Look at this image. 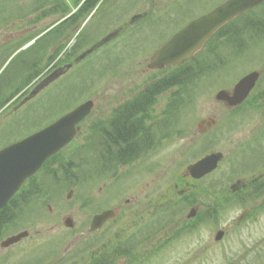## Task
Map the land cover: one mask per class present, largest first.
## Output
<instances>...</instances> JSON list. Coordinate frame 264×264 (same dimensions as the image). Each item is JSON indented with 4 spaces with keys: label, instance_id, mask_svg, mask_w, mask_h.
Here are the masks:
<instances>
[{
    "label": "rangeland",
    "instance_id": "374dc122",
    "mask_svg": "<svg viewBox=\"0 0 264 264\" xmlns=\"http://www.w3.org/2000/svg\"><path fill=\"white\" fill-rule=\"evenodd\" d=\"M84 1L85 0H82L77 7H73L70 15L77 12ZM135 1L136 0H108L112 6H109V3H105L103 7L101 9L98 8L93 15V11H91L84 21L76 26L70 40L68 42L62 41L63 44L65 43L63 48H60V46L58 48L56 45V48L52 47L50 50L52 54H55V51L57 53L60 51L59 55L56 57L57 60H59L66 56L67 50L72 51L75 49L77 52L76 55H80L89 48H95L93 52L88 54L82 61H75L73 68L68 72L67 76L65 75L63 76L64 78L58 79L50 86L44 87L40 93V97L32 102L34 105V102L38 99L41 98L42 100L45 97L47 98L49 93L50 96L53 97V99H48L49 105L53 106L56 103L57 106L62 105L63 109L68 107L69 103H74V101L78 104L88 99L93 100L95 107L83 122L81 126V135L77 142H81L84 136L93 137V132H96L98 129L100 130L103 125L101 119L109 116L110 111L120 106L121 103L129 99L132 100L137 94L145 90L147 85L154 78H160L158 77L159 73L156 74V71L148 70L146 64L148 61V54L153 52L154 43L159 41L161 34L159 32L157 34H150V31L148 32V29H144L145 27L142 25L136 28L134 25L131 26L129 21L136 13L150 11L155 15V20L167 17L169 21H174L170 22V27H167L164 31L165 36L170 35L175 30L174 26L177 22L175 20H178L179 16H176V11H173V7H171L169 2L177 0H155L153 9L152 0H141L142 2ZM186 2L188 4L187 11H189L193 7H191L190 2ZM202 2L203 0L194 3L195 8L192 11H199L200 7L204 5ZM185 7L179 10L183 12L185 11ZM109 8L116 9V13L109 11ZM39 12L41 13V11ZM171 15L173 17H170ZM90 16V20H87ZM181 16H184V14ZM28 19H26V21H28ZM53 20L54 18H50L38 22L36 28L41 29L47 25L54 28L57 25L52 26V24H50ZM18 21L19 22L16 24H12L5 30H2V33H0L2 39L0 41L4 38H13L21 33L26 35V31H29L31 28H26L29 25L26 22L22 23L21 21L23 20ZM58 21H60V19H58ZM239 28L241 27L227 28L226 30H236ZM116 31L118 34L115 37L111 38L106 43L103 42L105 37ZM229 35H232V33L228 32L226 38H228ZM224 39L225 38L222 40ZM213 44L219 46L218 41L213 42ZM224 49L225 46L221 48V51ZM230 52L232 54L235 53L233 45L230 47ZM20 58V53H16L9 59L0 60V88L6 84V82L9 84L8 79L20 62ZM73 58L74 56L70 60ZM224 69H222L223 72ZM225 71L227 72L226 74L232 72L225 80L224 75H221L219 77L220 79H214L216 77L215 75L218 74V70L210 74V76L205 75L198 79V82L202 83V90L198 92L193 105L191 104L186 110L183 109L180 111V122L176 123L172 128L176 134L179 133V130H186L187 135L166 137L167 144L162 147L161 150H156V154L150 156V159L146 161L147 167H144L143 170L139 168L138 172L127 175L128 169H123L121 172L125 171L124 177L127 178H124L123 181L116 185L111 180L112 176L117 174L116 170L106 171L101 177L98 176L96 179L92 180L91 184L87 185L86 183L82 187L74 189L71 199L68 200L66 198L67 194L64 193V199L61 201L57 200L56 203H53L52 210L46 205L48 199L44 197L42 199L36 198V201L30 204V207L27 209L30 220L26 222L40 223L38 226L41 233L38 237H41L39 239L41 243L30 248L25 253L26 257L20 259L36 256L45 251L54 250L55 253H57L62 247V251L58 254H49L48 257L43 256L41 264H54V262L62 261L64 258H67L69 253H65L66 248L80 249L79 246L84 245L85 242L98 239L100 235L96 236V234L89 233V225L94 210H100L101 205L103 207L109 206V204L112 207L120 204L123 206L125 198H128L130 201L132 200V202L136 201V203L130 206L132 208L131 211L126 213L125 216H127V218L123 219L124 228L129 229L132 228V226H128V224L131 222H138L137 219L139 218L143 220L148 218L151 215V211H156V209H153L154 207L159 206V209L162 207V210L165 209V207L167 208L169 205L167 200L171 197L170 191H172L171 189L175 183L174 180L176 176L183 174L188 165L202 156L192 160L189 159L190 157L196 154L199 155L201 152L204 153V150L208 151L207 148L201 145L198 146L201 136L206 135V137H202V140H200L203 145L207 143L209 138H212L214 142L216 141L214 144L215 149H218L217 151H222L227 160V162L221 165V169L217 171L216 174L214 173L213 176H207L201 181V186L210 189L209 196L203 197L202 195V197H200L202 202H204V199L206 202L207 200H214L212 194L216 195L213 191L214 189L216 191V188L222 191L224 185L229 186L236 182L237 179L251 178L264 173V166L259 165L254 169L250 167L245 170L243 165H240V171L234 176L235 178L228 175L227 177L223 176L232 169V159L235 153L241 151L237 145H244L255 133H258L260 128L264 127L263 100L254 104L258 109L248 105L241 109L242 113L234 114L233 118H236L235 120L238 124H233L234 128L230 129L229 124L232 123L230 120H233L230 118L232 111L228 113L227 107L223 103H218L215 99V95L219 90H232L234 83L232 85L230 84L233 81L237 82L236 80L240 79L246 73L259 71L262 77L264 76V35L262 34L256 39H254V37L249 39L247 44L242 47L241 55L238 58H229ZM15 77L16 76H12L14 80ZM211 80H215L216 84L207 86ZM229 80L233 81L229 83ZM19 84L20 81L13 86H19ZM223 84L227 86H222ZM60 87H64V89L63 92L58 95L55 89H59ZM262 87H264V80L260 83L254 94H257L260 89H263ZM168 94L170 95V93ZM169 98L168 96L160 97L157 104L153 107V113L150 115L155 119H159L171 102ZM60 111H57L56 114H61ZM9 112L8 115L12 113L11 110H9ZM12 117L14 116L6 118L3 123L1 122L2 119H0V148L7 144V142H13L34 132L33 129L36 125H31L34 122L37 123L35 114L32 115L33 119L30 122L18 127L15 126V118ZM209 117L218 119L216 129L211 131L201 130L198 123L201 122L202 119H207ZM155 119L154 122L156 123L157 120ZM161 126L162 123L159 124V128ZM64 150L65 149L62 151ZM193 151H196V153ZM210 151H208V153ZM213 151L215 150L213 149ZM65 152L67 151L65 150ZM242 155L241 152L239 157L241 158ZM262 163L264 165V162ZM234 166H236L237 169L236 162ZM119 167L121 168V166ZM139 167L142 168V165ZM85 173L87 178H84L88 179L89 174L86 171ZM217 178L220 179L219 183L216 185L215 181ZM125 189H127V191ZM172 195L174 196L173 193ZM38 196H41V194L39 193ZM230 199L233 200V197ZM249 201L251 202L247 205ZM135 204L145 205V207L148 208L142 210V212H136L139 206L137 207ZM227 206L229 208L225 212V218L219 221V226H216L214 221L212 222L214 225H207L208 223L205 225L203 224L199 232L195 234L191 233L192 235L186 234V236H181L179 240L174 243L175 239L173 235L176 233V222L180 220V216L178 215L169 233L159 232L156 236V238L161 239V242H158V240H154V242L149 241L146 243L148 246L145 244L146 247L141 248L144 252L157 246H163L162 244L165 241L168 242L165 250L159 257L155 256L144 264H240V262L244 264H264V195L258 197L251 194L250 198L245 197L244 200L234 201ZM254 206H256V211L253 214H249L250 211L240 223L236 224V220L242 215L245 207H248L250 210V208ZM66 217H71L74 220V228L68 229L63 224ZM53 223H57L58 225L54 226ZM51 226H53V228H51ZM48 227L51 228L48 230H51L54 234L45 235L46 231H48L46 228ZM222 227L226 229V234L221 241H216V233L218 229ZM110 228H112L110 232L115 230L113 227ZM120 228V223L116 224V230ZM76 232L80 234L76 235ZM12 234L16 233H8L7 229L2 238L7 235V237H10ZM108 237H111V235ZM115 240L114 238V241ZM170 241L172 244L174 243L171 247ZM30 243L31 242L28 240L24 242L27 246ZM2 250L4 249L0 250V264H3L1 258L2 255L5 254ZM19 256L20 254H11V262ZM123 264H125V261Z\"/></svg>",
    "mask_w": 264,
    "mask_h": 264
},
{
    "label": "trees",
    "instance_id": "16d2710c",
    "mask_svg": "<svg viewBox=\"0 0 264 264\" xmlns=\"http://www.w3.org/2000/svg\"><path fill=\"white\" fill-rule=\"evenodd\" d=\"M81 1L82 0H0V30L18 22V20H23V23L26 22L28 25H36L38 22L54 18V20L50 23L53 25L58 22V19L61 20L62 18L67 17L72 8L77 7ZM100 1L101 0H85L77 12L68 16L56 27L40 37L33 45L25 51H22L20 53V62L16 66L17 69L19 68L18 71L23 73L30 71L35 67L43 71L59 55L60 51L58 53L55 51V54H52L50 51L51 48H56V45L58 48L59 46L60 48H63L65 43L63 44L62 41L68 42L70 40L76 26L84 21L87 15L98 5ZM105 3H109L108 0H104L99 6V9H101ZM109 6L112 5L109 3ZM39 11H41V13ZM109 11H112V9L109 8ZM26 19H28V21H26ZM244 25L245 27H241L236 30H227L215 36L208 43L202 53L196 55L186 63L175 67L172 70H168L164 77L154 78L150 81L145 90L137 94L134 100L129 102L131 104L128 107L119 108V111L140 109L149 111L157 104L158 98L161 95L170 93V95L168 94V97H170L169 99L171 102L164 111L166 112L167 119L170 120L169 134H174L172 128L175 126L178 118L180 117V111L183 109L186 110L191 104L193 105L198 92L203 88L202 83L198 82V79L205 75L210 76V74L216 70H218V74L215 75L216 77L224 75L229 58H238L241 55L242 47L247 44L248 40L253 37L254 39L257 38L249 35L247 28H249L252 33L262 29L260 23L257 22L246 21ZM49 26L50 25H47L29 34L19 36L12 42L4 43L0 47V60L8 59L16 49L31 41L33 38L45 31ZM228 32L232 33V35H229L228 38H226ZM165 37V35H161L157 43L164 41ZM223 38L225 39L222 40ZM215 41H218L219 46L213 44ZM232 45L235 50L234 54L230 52V47ZM223 46H225V49L221 51ZM72 51L75 53H68L65 56L64 61H71L70 59L77 54L75 49ZM222 69H224V72ZM17 78L18 76L16 75V81ZM263 80L264 76L262 77L261 82ZM22 85L23 83L19 86V88H21ZM262 88L263 89H260L257 94H253L248 100V103L243 105V107L235 109L234 114L240 113V109L247 107L248 105L252 108L258 109V107H255L254 104L259 102L261 99L260 95L264 94V87ZM257 95L259 96L257 97ZM4 103L5 102L0 97V107ZM76 105L77 102L74 101V103H69L68 107H65L64 109L62 108V105L58 107L51 106V108L45 112L47 116L40 118L42 120L46 118L52 122V120L56 119L64 112L72 109ZM57 111H60L61 114L57 115ZM115 116L117 117L120 115L117 114ZM136 116V114L131 115L127 113L122 116L124 123L119 124L118 126V128L122 131L120 132L121 141H119L117 145L108 136V134H104L98 129L96 132H93V137L84 136L81 142H77L76 140L70 144L65 149L67 152H65V150L61 151L50 158L42 167L40 171L41 174L30 179L28 184H26L0 212V223H3L2 227H0V238L3 237V234L7 229L16 230L21 225L22 221L26 222L30 220L27 209L30 207V204L36 201V198L42 199L44 197L48 199L49 203L55 196L51 194H56V196L60 199L63 192L70 189H78L88 180H94L98 176L101 177L106 171L115 169L117 172L119 166H125L128 164L131 165L133 161L150 152L151 150L143 147L135 149L134 146L133 150L130 148L131 146H127L128 140L131 141V139H129V135L131 134L133 139V135L136 136L137 134L134 132L136 126L135 128L133 127V130L127 122L130 119L134 120ZM102 135H105L106 138L103 139ZM127 136L129 137L126 138ZM204 152H206V150ZM246 153L248 152L246 151ZM49 165L52 167L51 171L49 170L50 167L48 168ZM85 171L89 174L88 179H85L87 178L85 176ZM34 190L37 191L36 194H34ZM30 191H32L31 194H29ZM48 191H50V195L45 194V192ZM59 192L60 194H57ZM202 192L204 194H208L209 189L203 188ZM39 193L44 194L38 196ZM215 196L218 198L217 202L213 204L209 201L207 202V205L203 204L204 211L201 212V216H203L204 223H209L212 220L219 223V221L224 218L225 212L229 208L227 205L230 204L231 199L230 194L226 189L216 193ZM233 198L235 199L236 197L233 196ZM197 223L198 221H195L194 225H197ZM122 242H125L124 238H118L112 244L107 245L105 250V264H119V259L125 256V254L120 253L118 250L119 244ZM128 257L129 256L126 257L127 260L125 261V264L146 263V261H132ZM101 263L102 261L100 256L91 261V264ZM240 264L244 263L240 262Z\"/></svg>",
    "mask_w": 264,
    "mask_h": 264
},
{
    "label": "flooded vegetation",
    "instance_id": "af4514ba",
    "mask_svg": "<svg viewBox=\"0 0 264 264\" xmlns=\"http://www.w3.org/2000/svg\"><path fill=\"white\" fill-rule=\"evenodd\" d=\"M191 3V7H193L191 10H188V4L187 2ZM201 0H177L174 2H169V4H171V7H173V11H176V16L178 18L177 21L178 25H176V28L174 30L177 31L178 28L180 29L182 27V25L187 21H191L199 16H202L208 12H210L211 10H213L214 8H216L217 6H219L220 4L226 2L227 0H203V6L200 7L199 11L193 12L192 10H194V3L198 2ZM152 9L155 6V0H152ZM187 6V7H185ZM185 7V11H180L179 9H183ZM176 8V9H175ZM187 11V12H186ZM184 16H181L183 15ZM170 17H173L172 15ZM139 18V19H137ZM147 19L148 21H152L155 19V15L153 13H151L150 11H147L146 14H142L141 16H137L135 19H137V23L134 27L139 28L141 24L144 23L145 20L142 19ZM164 19H159V21H163V22H167L169 21V18L167 17H163ZM246 21H252V22H257L260 23L261 26V30L258 31H254L252 33V31L248 29V33L249 35L255 36V37H259L260 35H264V2L261 3L259 6H257L256 8L242 14L241 16H239L238 18H236L235 20H233L232 22H230L229 24H227L226 26H224V28H222L217 34H221L225 31H227V28H233V27H245V22ZM154 22V21H153ZM169 22H174V21H169ZM181 26V27H180ZM228 29V30H229ZM2 39V37L0 38V40ZM10 41V38H4L2 41H0V47L6 43ZM64 65V64H63ZM66 65V64H65ZM62 64H58L54 63L50 68H48V70L46 71H41L38 68H32L30 71H27L23 74L19 73L18 77L19 79L22 81V83H27V86L20 91L19 93H17V95L15 96V100H19L21 101L22 99L26 98V96H28V94L30 93V91L32 90L30 87H35L37 85H42L43 80L45 78H48V76L56 69H58L59 67H61ZM166 72V71H164ZM60 78H63L60 77ZM57 81V79H56ZM54 80V82H56ZM52 84V83H51ZM33 87V88H34ZM256 88V87H255ZM254 88V89H255ZM57 89V88H56ZM55 89V90H56ZM40 95V94H39ZM38 95V96H39ZM7 95L4 94L3 96V100H5L7 97ZM259 95H257L258 97ZM50 97V94H49ZM261 99L264 102V94L260 95ZM135 98V97H134ZM134 98L132 100H134ZM131 99H129L128 101H125L123 103H121L120 106L116 107L113 111H110V115L105 117L104 119H101V122L103 123L102 127L100 128L101 132L104 134H108V136L115 142V144L117 145V143L119 141H121V136H120V132L121 129L118 128L119 124H123V120H122V116H124L126 113L127 114H131L134 115L136 114V118L134 120H129L127 122V124H130V126L133 128L134 132H136V136L133 135V139L131 134L129 135L131 139L128 140L127 142V146H131L130 148L134 150V146L135 149H138V147H143L145 149L148 150H152V149H162V147H164L167 142L166 139L170 136H177L180 137L181 135L184 134L183 130H179V133L176 134L174 132V134H169V130H170V120L167 119V115L166 112H163V115L159 118V119H155L153 116H151L150 114L153 113V109H150L149 111H145V109H140V110H130V111H124L121 110L119 111L122 107H128L131 103H129V101H132ZM247 100V99H246ZM128 102V103H127ZM246 101L242 104H245ZM226 107H227V111L228 113H230L232 111V115H231V119L233 118L234 115V108H231L230 106H228V104L226 102L223 103ZM241 104V105H242ZM243 106V105H242ZM241 106V107H242ZM264 107V105H263ZM120 108V109H119ZM147 112V113H146ZM240 113L241 110H240ZM120 115V116H115V115ZM122 115V116H121ZM180 117L178 118V122H180L181 119V115H179ZM115 118V119H114ZM154 119L157 120L156 123L154 122ZM213 119H215V117H209L207 119H202L201 121L203 122L201 124V127H199L201 130H213L214 128H216L217 124H218V119L217 120V124L213 125L214 123ZM232 123L229 124L230 129H233V120H230ZM162 123V126L159 128V124ZM157 125V127H156ZM206 126V127H205ZM131 128V129H132ZM129 136H127L126 138H128ZM167 137V138H166ZM202 137H206L205 136H201L199 138V142H198V146L201 145L202 147H205L207 149H214L215 148V143L212 138H209L207 143L205 145L202 144V142L200 140H202ZM102 138H106L105 135H102ZM119 145V144H118ZM237 147H239V149L241 148H246L248 147V157L250 159H253V161L249 162V164L243 165L244 169H249L251 168H256L257 166H264L262 162H264V127L260 128L258 130V133H255L253 135V137L246 142L244 145H237ZM236 156V155H235ZM262 156V157H261ZM147 157V155L145 156ZM145 157H141L136 159L135 161L132 162L133 166L136 167L134 170L136 172L139 171L140 169H144L145 161L144 160ZM261 157V158H258ZM257 158L259 159L258 161ZM263 158V161H262ZM262 161V162H261ZM233 163V160H232ZM253 163V164H251ZM51 164V163H50ZM142 165V168L139 167ZM51 165L48 166V168ZM232 169L230 170V175L232 177H234L236 174L239 173V170L235 168L234 165L231 166ZM49 170H52V167L49 168ZM128 171L127 175H131L132 173H134L133 171ZM129 177V176H128ZM207 177V176H206ZM124 175L123 177L120 179V181H123L124 179ZM127 178V177H126ZM125 178V179H126ZM235 178V177H234ZM205 177L203 179H194L191 177V175L186 171L183 172L182 176L177 179L175 178V183L172 186V191H170V195L171 197L167 200V202L169 203L168 207L162 210V207L159 209V206L154 207L153 209H156V211H151V215L148 218H145L144 220L147 221V239L146 242L152 241L154 242V240H158V242H161V239L156 238V236L159 234V230L154 229L153 225H154V221L159 220L162 221L161 223H159V227L162 228L163 230L161 232H170L171 231V224H170V217L176 218L178 217V215L180 216V220L179 221H175L176 222V229H175V234L173 235L175 238V241H178L179 238L181 236H183L185 234V230H186V226L187 225H192L191 219L196 220L197 217L201 218V208H202V200L200 199V197H202L201 194V181L204 180ZM180 183V184H179ZM180 186H182V188H180ZM180 188V189H179ZM230 191L232 194H239V193H243V198L245 199V197L250 198L251 194L253 196H261L264 195V173H261L257 176H253L251 178H242V179H237L236 182H234L233 184H231L229 186ZM127 191V189H125ZM32 191L29 192V194H31ZM37 191H35L34 194H36ZM172 193L174 194V196L172 195ZM257 193V194H255ZM124 205H119V210H118V214L120 212V216L117 220H110L107 221L103 227L98 230L95 233H98L99 239L94 240V241H88L87 243H85L82 246H79L80 249H71V248H66L65 249V253H69V255L67 256V258L62 261H57L54 262V264H90L91 258L94 259L95 257H98L101 253V250L104 251L106 244L108 243V236L112 235V233L110 232V230L113 227L114 230V234L119 235L121 234L122 236L128 237L129 234H131V236H137L138 232L135 231L139 228V226H134L133 223L130 224V226H132L131 231H129V228H124L121 226L120 229L116 230V224L122 223V220L124 218H127L126 213L131 211V205H133L135 202H132V200L130 201L128 198L124 199ZM251 201L247 202V204H249ZM140 203V202H139ZM138 203V204H139ZM177 205H174L176 204ZM135 204L138 208L136 210V212H142V210H145L148 207H145V205H138ZM141 204V203H140ZM254 208H256V206H254ZM49 209H51V206L49 205ZM109 209V208H108ZM190 219V220H189ZM144 220L137 222V224H141L144 222ZM189 220V223H187ZM175 222H173V225L175 224ZM3 223H0V227H2ZM38 224L40 223H32L30 224L29 227H27V235L23 238H21L18 242L13 243V244H9L6 247L2 246V242L4 239H1L0 241V250L4 249L2 251L5 252L4 255H2V260L1 262L3 264H41L43 256H47L49 254H58L62 251V247L59 250V252L55 253L54 250L52 251H45L42 252L36 256H31L28 258H23L20 259L22 257H26L25 253L30 249L33 248L37 245H39V239L41 237H38V235L41 233V230L39 229ZM49 224V223H48ZM44 225V224H42ZM53 225H58L57 223H53ZM194 225V224H193ZM46 226V225H45ZM194 227H196V225H194ZM51 228H53V226H51ZM51 228H46V230L51 229ZM75 230V229H73ZM53 231V230H52ZM95 233H91V234H95ZM54 234L53 232H51V230L46 231L45 235H52ZM80 233L76 232V235H78ZM30 241L31 243L27 246L26 244H24L25 241ZM43 241V240H42ZM173 243V244H174ZM168 244L167 241H165L162 245L166 246ZM170 245H172V242H170ZM41 246V245H40ZM63 246V245H62ZM120 251L125 252V253H134L137 255L138 254V247H137V240L136 243L133 244L129 239H127L126 242H122L119 244L118 247ZM153 248V247H152ZM12 249V250H11ZM71 249V250H69ZM99 249V253H97V255L92 254L94 252V250ZM153 250H155L153 248ZM161 249L156 251L155 253H160ZM154 253V254H155ZM11 254H20V256L18 258H16L15 260H13L11 262ZM101 257V264H105V258L106 256L104 255V253L102 255H100ZM19 259V260H18ZM120 262H122V260H120ZM43 264V263H42Z\"/></svg>",
    "mask_w": 264,
    "mask_h": 264
},
{
    "label": "water",
    "instance_id": "95a60500",
    "mask_svg": "<svg viewBox=\"0 0 264 264\" xmlns=\"http://www.w3.org/2000/svg\"><path fill=\"white\" fill-rule=\"evenodd\" d=\"M263 1L228 0L177 32L151 56L148 67L163 69L191 59L219 28ZM92 50L86 51L79 58L85 57ZM59 75L60 73H56L50 78ZM258 79L259 73L252 72L236 84L232 94L222 90L216 98L220 101H226L230 106H236L247 98ZM93 107L94 102L89 100L44 130L0 150V209L7 204L28 177L36 173L51 155L58 152L75 137L79 130L77 124L91 112ZM222 158L221 152L209 154L192 164L188 170L193 177L201 178L215 170ZM71 195L72 192L69 196ZM114 216V210L96 215L92 220L91 231L99 229L107 219ZM66 225L72 226V220L67 219ZM223 234L224 232L220 231L216 239H221ZM25 235L26 233H21L13 236L3 244L14 243Z\"/></svg>",
    "mask_w": 264,
    "mask_h": 264
}]
</instances>
